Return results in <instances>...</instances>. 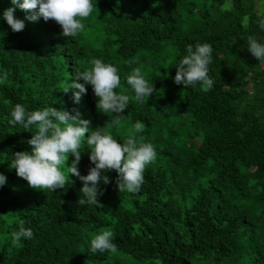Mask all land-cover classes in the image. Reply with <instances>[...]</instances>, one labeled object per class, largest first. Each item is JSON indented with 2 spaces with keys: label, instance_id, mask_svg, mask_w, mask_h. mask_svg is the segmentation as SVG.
Returning a JSON list of instances; mask_svg holds the SVG:
<instances>
[{
  "label": "trees",
  "instance_id": "obj_1",
  "mask_svg": "<svg viewBox=\"0 0 264 264\" xmlns=\"http://www.w3.org/2000/svg\"><path fill=\"white\" fill-rule=\"evenodd\" d=\"M91 2L84 30L64 38L56 22L26 20L32 12L0 0V264H264V62L248 51L249 36L264 44V11L256 0ZM9 7L25 22L20 32L2 18ZM197 43L213 48L207 92L174 83L176 65ZM94 59L117 68L114 91L130 97L118 127L111 112L97 110L91 85L79 103L78 89L63 92L83 83L76 75ZM135 68L156 89L144 105L127 84ZM16 104L27 112L75 108L118 143L129 135L151 143L156 156L139 191L119 192L112 170L101 205H80L71 155L59 166L62 190L29 187L11 168L15 152L31 150L32 133L10 123ZM80 151L78 170L87 175L94 165L86 138ZM21 221L34 235L14 242ZM105 231L117 252L93 254L91 240Z\"/></svg>",
  "mask_w": 264,
  "mask_h": 264
},
{
  "label": "clouds",
  "instance_id": "obj_2",
  "mask_svg": "<svg viewBox=\"0 0 264 264\" xmlns=\"http://www.w3.org/2000/svg\"><path fill=\"white\" fill-rule=\"evenodd\" d=\"M25 12L32 15L25 17L26 20L36 21L43 18L45 22L52 20L61 28L64 38H75L83 31L87 19L92 11L91 0H11ZM15 8L9 7L3 10L2 18L7 22L13 32H20L25 28V22L15 17ZM259 27L264 30V19L258 21ZM248 51L257 61L264 62V44L248 37ZM213 48L208 43H197L195 47L189 44L186 55L176 65L174 83L186 87L199 85L202 91H210L214 86V80L209 76V65L212 62ZM93 67L76 75L77 80L83 83L73 82L71 87L65 88L67 93L70 88L78 89L73 93V100L79 103L81 94H86V85H91L93 93L97 98L96 108L100 113L113 114L111 126L118 127L124 119V112L130 103V97L126 94H118L114 91L120 85V77L117 68L111 64H105L101 59L91 61ZM6 78V76L4 77ZM127 84L135 93V100L141 105L145 104V97L155 92L154 85H148L141 70L135 68L127 77ZM12 123H18L24 129L32 133L31 138L26 141L30 151H18L13 154L11 168L16 170V175L27 181L28 186L43 191L62 190L67 182L60 165L65 163L69 155L73 156L69 174L74 175L83 182L80 189L82 197L77 201L80 205H101L98 197L102 195L101 184L110 183L107 172L115 170V184L119 192L127 191L135 193L139 191L144 177L146 166L156 156L154 146L151 143H140L138 145L135 135H129L123 144L113 139L105 127H91V121L81 118V113L73 108L71 111L47 107L43 110L27 112L23 105L16 104L11 112ZM37 130L31 132L32 126ZM144 125L137 121L134 124V133H140ZM86 134H88L86 136ZM87 139V145L91 148L89 160L90 167L87 175H81L78 164L81 160V142ZM70 177V176H69ZM7 182V177L0 173V187ZM31 228H25L20 222L19 229L12 233L14 242L33 238ZM114 234L105 231L98 234L90 242V251L93 254L117 252V245L113 242Z\"/></svg>",
  "mask_w": 264,
  "mask_h": 264
},
{
  "label": "rangeland",
  "instance_id": "obj_3",
  "mask_svg": "<svg viewBox=\"0 0 264 264\" xmlns=\"http://www.w3.org/2000/svg\"><path fill=\"white\" fill-rule=\"evenodd\" d=\"M257 3V10L262 12L264 11V0H256ZM230 3L227 4L229 6Z\"/></svg>",
  "mask_w": 264,
  "mask_h": 264
}]
</instances>
